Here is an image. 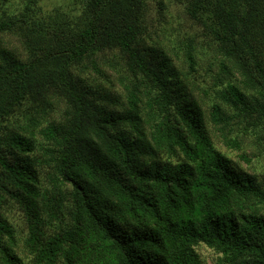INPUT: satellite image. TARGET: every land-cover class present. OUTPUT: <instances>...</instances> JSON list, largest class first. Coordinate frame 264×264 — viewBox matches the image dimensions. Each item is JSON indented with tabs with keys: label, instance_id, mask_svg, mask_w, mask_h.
Masks as SVG:
<instances>
[{
	"label": "trees",
	"instance_id": "obj_1",
	"mask_svg": "<svg viewBox=\"0 0 264 264\" xmlns=\"http://www.w3.org/2000/svg\"><path fill=\"white\" fill-rule=\"evenodd\" d=\"M182 2L181 66L147 47L146 0H79L77 25L0 20L29 57L0 49V264H204L201 245L264 264V184L214 145L192 93L229 146L251 135L264 155V0ZM99 61L118 91L70 71Z\"/></svg>",
	"mask_w": 264,
	"mask_h": 264
},
{
	"label": "rangeland",
	"instance_id": "obj_2",
	"mask_svg": "<svg viewBox=\"0 0 264 264\" xmlns=\"http://www.w3.org/2000/svg\"><path fill=\"white\" fill-rule=\"evenodd\" d=\"M148 13L146 19L147 30L151 35V41H146L147 47L154 48L165 53L174 65L181 66L183 57L178 49L188 38L189 34L195 33L196 27L188 19L182 0H146ZM79 0H0V20L24 16L28 18L31 26H50L55 22L75 19L71 24H79L82 20L81 6ZM199 33V31L197 32ZM155 40V41H154ZM0 49L11 53L12 60L26 62L29 57L26 48L16 32L0 34ZM2 51V52H4ZM1 63V61H0ZM102 73L94 74L90 68H71V73L80 79V84L86 92L99 90L105 92L119 90L118 75L105 62L99 61ZM203 75V69L198 70ZM198 101L199 107L204 112V119L210 131L214 145L226 154L232 163L247 172L253 174L257 181L264 184V155L259 153L261 147L255 144L254 136L249 135L250 140L240 150L229 146L213 126L209 117L208 101L201 95L192 92ZM64 105H53L51 115L48 119L58 120L63 113ZM245 154L249 162L241 158ZM261 156V157H260ZM198 252L204 264H220L219 255L212 249L201 245Z\"/></svg>",
	"mask_w": 264,
	"mask_h": 264
}]
</instances>
